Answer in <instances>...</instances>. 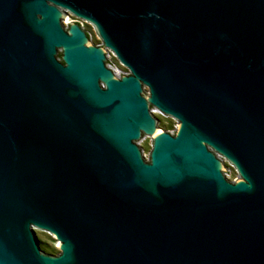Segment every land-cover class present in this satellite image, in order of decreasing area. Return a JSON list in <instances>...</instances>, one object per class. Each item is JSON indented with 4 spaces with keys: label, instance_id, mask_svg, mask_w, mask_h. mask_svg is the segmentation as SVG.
<instances>
[{
    "label": "water",
    "instance_id": "obj_1",
    "mask_svg": "<svg viewBox=\"0 0 264 264\" xmlns=\"http://www.w3.org/2000/svg\"><path fill=\"white\" fill-rule=\"evenodd\" d=\"M0 264H264V0H0Z\"/></svg>",
    "mask_w": 264,
    "mask_h": 264
},
{
    "label": "flooded vegetation",
    "instance_id": "obj_2",
    "mask_svg": "<svg viewBox=\"0 0 264 264\" xmlns=\"http://www.w3.org/2000/svg\"><path fill=\"white\" fill-rule=\"evenodd\" d=\"M82 28H83V26H82ZM84 29V28H83ZM84 31L86 32V34H87V36H88V38H89V40H90V42L93 44V45H101V42L100 43H93L92 41H91V39H90V37H89V35H88V33H87V31L84 29ZM108 64V63H107ZM109 67V66H108ZM110 68V67H109ZM113 71V70H112Z\"/></svg>",
    "mask_w": 264,
    "mask_h": 264
}]
</instances>
